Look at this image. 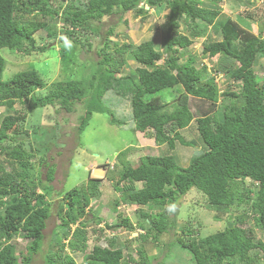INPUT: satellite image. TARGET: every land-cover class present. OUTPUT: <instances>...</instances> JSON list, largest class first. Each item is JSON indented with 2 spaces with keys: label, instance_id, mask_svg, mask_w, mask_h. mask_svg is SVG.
Here are the masks:
<instances>
[{
  "label": "trees",
  "instance_id": "16d2710c",
  "mask_svg": "<svg viewBox=\"0 0 264 264\" xmlns=\"http://www.w3.org/2000/svg\"><path fill=\"white\" fill-rule=\"evenodd\" d=\"M205 4L204 0H0V48L8 47L19 55L45 51L47 46L38 45L34 35L40 30H46L49 37L54 35L56 19L64 26L66 37L81 43L74 37L81 32L98 33L99 26L95 24H100L104 17L116 15L122 19L126 12L145 16L150 9L160 6L166 10L161 50L155 48L151 38L115 49L119 54H126L128 49L127 58L138 64L135 72L126 75L117 76V71L109 67L111 54L105 52L113 25L105 32L104 44L97 52L100 57L89 78L52 82L44 94L37 92L45 81L36 69H24L2 79L5 60L0 55V106L5 109L0 118V149L8 155L7 164L12 168V172H0V264H33V255L42 248V231L53 205L58 220L53 232L63 238L68 236L66 245L70 250L85 249L86 222L91 217L101 219L93 213L96 209L92 200L101 195L103 179L89 176L79 188L55 192V204L50 195L55 167L47 166L45 181L40 178V171L28 160L33 152L24 149L26 138L19 124L36 108L58 105L71 111L72 104L78 102L84 108L78 117L79 134L93 113H108L111 124L121 125L124 122L106 106L108 92L128 99L133 129L150 130L156 144L165 143L169 150L175 147V141L191 146L180 131L194 120L198 136L206 146L192 155L185 166L167 151L143 155L135 167H123L116 178L105 177L119 192L115 206L128 202L150 209L137 210L138 225L146 230L143 240L151 238L155 242L160 234L176 227L175 218L160 210L152 212L153 209L168 204L174 216L179 197L195 189L216 212L214 217H226L227 223L201 237L188 226H181L177 238L191 261L264 264V239L255 233L256 228L264 233V65L261 76L254 69L257 54L264 57V25L254 33L222 13L215 1ZM123 21L127 23L126 19ZM207 26L220 39L204 42L200 59L217 56L212 70L226 75L238 84L239 90L219 91L215 77L203 63L197 66L192 54L187 53L180 61L187 52L183 49ZM164 88H174L178 95L164 97L159 93ZM220 95L223 98L219 101ZM14 103L25 105V112H13ZM167 129L172 133H167ZM5 141L14 145L2 147ZM137 182L142 184L138 189ZM231 207L234 211L244 208L234 214ZM107 226L134 228L128 218ZM19 235L29 239L22 254L16 253L12 242ZM113 243L112 239L105 247L93 246L84 259L88 264H151L143 245L136 249L139 258L135 259L130 255L126 258ZM48 244L53 246L51 241ZM64 246L60 244L59 249ZM253 249L256 250L251 254ZM44 264L75 262L69 254L55 252L44 254ZM156 264L168 263L161 259Z\"/></svg>",
  "mask_w": 264,
  "mask_h": 264
},
{
  "label": "rangeland",
  "instance_id": "374dc122",
  "mask_svg": "<svg viewBox=\"0 0 264 264\" xmlns=\"http://www.w3.org/2000/svg\"><path fill=\"white\" fill-rule=\"evenodd\" d=\"M204 1L205 5H212L215 1L222 13L237 19L249 31L257 33L258 27L264 25V0ZM165 12L164 7L160 6L153 10L150 9L145 16H133L132 12H126L122 19H118L116 15L104 17L100 24H95L99 26L98 33L81 32L74 37L81 43H75L71 38L66 37L63 33L64 26L62 27L61 21L56 19L57 27L54 35L47 36L46 30H40L34 35L38 45L47 46L45 51L19 55L10 51L8 47L0 48V55L5 60L2 79H9L15 72L24 69H36L45 81V86L37 90L38 94L46 93L50 83L58 80H87L92 70L95 69V61L100 57L97 52L104 44V35L110 25L114 26V30L112 35L108 37V46L105 48V52L111 54L109 67L117 71V76L133 73L138 64L127 58L128 49L126 54H119L115 49L125 43L137 44L144 39L151 38L154 41L155 48L161 50ZM124 19L127 20V23L123 21ZM183 28V25L180 26V30ZM215 39H220V36L211 30L210 26H207L203 34L199 37H193L192 44L183 49L187 52L185 51L186 54L181 56L180 61L183 62L187 57V53L192 54L197 61V66L200 67L203 63L206 69L215 77L219 91H227L233 88L239 90L238 84L232 82L226 75L222 76L223 74H220L221 76L218 78L216 72L212 70L217 56L200 59L204 42ZM199 61L200 63H198ZM263 65L264 57L257 54L254 65L257 76L263 74ZM174 88L180 89L181 87L175 86ZM174 88H164L159 93L164 97L173 98L178 95L177 91L173 90ZM106 98V106L114 113V116L124 122L123 124H111L108 113H93L86 127L79 134L77 131L78 117L82 114L84 108L78 102L72 104L73 109L71 111L58 108V105L57 107L36 108L30 113L26 112V118L19 124L20 129L25 133L23 135L26 138L24 149L33 152V156L28 160L34 165L35 170L40 171V178L45 179L47 166L55 167L54 177L50 181L54 188L50 195L52 194L55 204L58 198L55 192H65L85 184L84 182L89 177V169H94L90 166L91 164L101 166V168L106 167L108 170L106 173L109 177H112L117 176L118 172L123 170V167H135L139 164L143 155H161L169 151L176 156L180 165L185 166L189 158L201 151L203 146L206 149L200 136H198L194 120L187 128L180 131L183 139L192 145H183L175 141V147L169 150L165 143L156 144L154 142L150 130L139 132L133 129L128 99L117 98L110 92L107 93ZM221 98H223L222 95H220L219 101ZM13 107L15 109L13 112H25L26 109L25 105L18 103H14ZM4 113V107L0 106V118ZM167 133L171 134L172 132L167 129ZM12 145L14 143L7 141L1 143L2 147L7 148ZM40 157L43 158V161H40ZM7 158L8 155L5 151L0 149V172L2 170L12 172V168L7 164ZM112 166L113 169H108ZM94 173L99 177H103L102 172L100 173L97 169H94ZM135 186L138 189L142 184L137 182ZM100 189L103 195L100 196V203L95 206L98 212L95 210L96 213H93L95 216H98L97 213H99L102 220L92 219L89 215L91 219L86 222L84 228L86 236L85 249L83 251L70 250L66 245L68 236L63 238L60 234H56L57 232H53L58 222L54 213L55 205H53L52 214L47 219V226L42 231V248L33 255V264H44V254L55 252L62 255L69 254L74 259L75 264H88L84 259V255L90 252L93 246L105 247L110 245L112 239L114 240L112 246L121 248L126 258H128L127 255L135 259L139 258L135 251L139 245H143L151 259V264H156L161 259H164L168 264H195L191 261L186 250L179 245L181 240L177 238L176 233L181 231V226H188L201 237L222 229L227 223L226 217L215 218L216 212L203 201L200 193L192 189L184 196L179 197L178 204L175 207L176 215L170 214L171 207L168 204L152 210V212L160 210L166 216L169 215L175 218V229L160 234L155 242H152L151 238L143 240V234L146 230L139 227V218L137 217V211L133 209L134 206L128 202L120 203L118 207L114 205V200L118 199L120 195L118 191L113 190L112 182L108 179H105ZM93 202L94 200H92V204ZM243 208L240 207L239 211H234L235 209L231 207L230 211L235 214ZM141 209L150 212V209L146 206ZM137 210L139 209L137 208ZM123 218H128L134 223L136 230L130 232L129 229L121 226L114 228L107 226V224L120 221ZM255 233L257 237L264 239V233L262 234L258 228L255 229ZM28 241L29 239L21 235L12 239L17 254L25 253ZM50 241L53 246L48 244ZM60 244H65L63 250L59 249ZM255 250L253 249L250 253L253 254Z\"/></svg>",
  "mask_w": 264,
  "mask_h": 264
},
{
  "label": "crops",
  "instance_id": "0c3cea01",
  "mask_svg": "<svg viewBox=\"0 0 264 264\" xmlns=\"http://www.w3.org/2000/svg\"><path fill=\"white\" fill-rule=\"evenodd\" d=\"M136 66H137V65H136ZM90 166H93L94 169L101 170L102 175L104 176V178H105L106 176H108V173H106L105 169H104V168H101V166H97V165H95V164H91ZM94 169H92V172H91V175H90V176L99 177V175H97V174L94 173ZM102 175H100V176H102ZM108 177H109V176H108ZM112 177L116 178L117 176H112ZM110 178H111V177H110ZM108 181L111 182V180H108ZM103 182H105V179H103L102 183H103ZM113 190H114V189H113ZM101 195H103V194L101 193ZM101 195H100V196H101ZM100 196L96 198V200H95L96 203H95V202L93 203V208H95L96 210H97V208H96L95 206H97V204L100 203ZM117 207H118V206H117ZM98 214H99V213H98Z\"/></svg>",
  "mask_w": 264,
  "mask_h": 264
},
{
  "label": "clouds",
  "instance_id": "9594fccd",
  "mask_svg": "<svg viewBox=\"0 0 264 264\" xmlns=\"http://www.w3.org/2000/svg\"><path fill=\"white\" fill-rule=\"evenodd\" d=\"M129 60H131V59H129ZM93 167V166H92ZM105 169V171L107 172L108 170H107V168L105 167L104 168ZM108 169H113V166L112 167H109ZM91 172H92V169H89V176L91 175ZM91 177H94V176H91ZM98 178H103V179H106V178H104V176L103 177H98ZM94 202H95V200H94ZM93 202V203H94ZM133 206H134V210H136L137 211V208L138 209H141L142 207H145V206H142V207H138L137 205H134V204H132ZM117 206H120V204H118ZM116 206V207H117ZM116 222V221H115ZM131 222V221H130ZM132 223V222H131ZM132 225H133V229H130L129 231L130 232H133V231H135L136 230V227H135V225H134V223H132ZM73 227H74V225H73ZM134 233H132V235H133ZM89 253V252H88ZM130 264H135L134 262H132V263H130Z\"/></svg>",
  "mask_w": 264,
  "mask_h": 264
},
{
  "label": "built area",
  "instance_id": "2783aa9c",
  "mask_svg": "<svg viewBox=\"0 0 264 264\" xmlns=\"http://www.w3.org/2000/svg\"><path fill=\"white\" fill-rule=\"evenodd\" d=\"M217 74V77L219 78L221 75L220 74H222V73H219V72H217L216 73ZM223 76V75H222ZM134 235V234H133Z\"/></svg>",
  "mask_w": 264,
  "mask_h": 264
},
{
  "label": "bare ground",
  "instance_id": "6f19581e",
  "mask_svg": "<svg viewBox=\"0 0 264 264\" xmlns=\"http://www.w3.org/2000/svg\"><path fill=\"white\" fill-rule=\"evenodd\" d=\"M96 170V169H95ZM98 170V169H97ZM100 173H101V171L100 170H98ZM2 197V196H1Z\"/></svg>",
  "mask_w": 264,
  "mask_h": 264
}]
</instances>
